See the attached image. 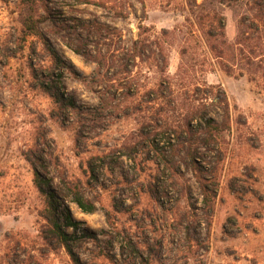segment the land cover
<instances>
[{"label": "rangeland", "instance_id": "rangeland-1", "mask_svg": "<svg viewBox=\"0 0 264 264\" xmlns=\"http://www.w3.org/2000/svg\"><path fill=\"white\" fill-rule=\"evenodd\" d=\"M229 2L217 3L228 41L249 39L238 59L209 60L199 43L181 81L184 34L163 44L167 64L129 51L187 30L181 0H0V264H264V32L242 24L264 0ZM81 43L106 66L76 53ZM193 106L201 114L179 138L157 132ZM226 107L229 127L205 133L200 117L221 122ZM35 169L61 222L79 221L63 225L72 253L51 233Z\"/></svg>", "mask_w": 264, "mask_h": 264}, {"label": "trees", "instance_id": "trees-1", "mask_svg": "<svg viewBox=\"0 0 264 264\" xmlns=\"http://www.w3.org/2000/svg\"><path fill=\"white\" fill-rule=\"evenodd\" d=\"M172 0H169V2ZM231 0H181V3L179 4V9L182 10V12H185V22L188 24L186 25L185 31H183L181 28H178L175 31H163L162 37L156 38L153 42L149 41L148 38H138L136 40H133L132 42V49L129 51L134 53L132 55L133 59H135L138 56H146L149 51H152L153 55L157 56L162 60L164 63L167 64V57L165 54V51L163 49V44L168 42L169 40L175 41L178 39L175 38L178 34H184L183 37L179 40V47L181 50L182 55V64L179 67V76L181 77V81L186 80V75H188V70L195 69V63H189L188 61L184 60V56L188 54L190 51H197L198 49L196 46H199V43L202 44V48L207 49V55L208 59H238L237 56H235V52L239 51L237 48L242 46L244 47L245 42L248 39L245 33L241 32V36L235 42L234 44L230 43L226 36V22L225 17L221 10L217 7V3L223 4V3H230ZM264 8H260L253 12L251 18H246L245 21L242 22V24L246 25L247 21H250V24L247 25V27L255 33H260L261 31L264 32ZM42 22L46 21V18H41ZM29 27V30L31 33H35L39 35V30L37 29V26H32L31 23L27 24ZM262 27V28H261ZM179 32V33H178ZM260 36H258L259 38ZM153 45L156 47V49L153 50ZM205 45V47H204ZM73 50L81 55H85L88 58L92 59L93 61H99V63L103 66H106V62L103 58H98L97 56H94L91 51L87 50L84 46V43H81L79 45H76ZM241 51H243L240 48ZM250 53V59L249 61L256 60L259 55H256L253 48L249 50ZM229 57V58H228ZM203 65V63H202ZM211 66H213L211 64ZM186 67L185 69H183ZM124 75H126L123 80H128L130 82L131 87H136V91H139L140 84L138 80L133 76V72L129 69L124 70ZM114 79V78H113ZM167 83V81H164ZM170 84V82H168ZM162 85V84H161ZM178 96V95H177ZM176 96V97H177ZM157 96L156 98H158ZM207 100L211 99L212 102H209V106L215 105L216 102L218 104H228L227 98H224V100L220 99L218 96H206ZM195 99V98H193ZM200 99V98H197ZM171 103V102H170ZM212 103V104H211ZM68 105L72 107L73 109H77L78 106H76V102L74 100H70ZM206 106V103H204ZM223 115H219L222 120L221 122L216 120L213 117H203L201 116L200 119L204 120L201 124L202 128L208 131L209 135L212 136L214 131L221 132L225 128L229 127V119L230 114L228 107L224 108ZM218 113V112H217ZM184 121L183 124H180L178 126L173 125L172 123H164L158 126L157 132L161 134H165L167 131L175 132L176 135H178L179 138V131L182 133L185 127H193L195 119L198 118V116L201 114L200 107L193 106L191 108H188L185 112ZM168 121V120H167ZM177 127V128H176ZM179 143H182V140H178ZM203 142L208 143L209 139H202ZM158 145V144H156ZM183 145V144H179ZM178 145V146H179ZM179 146V148L181 147ZM158 147L156 146V149ZM189 155H191L192 159L194 161L197 160L196 158V151H192L191 148H189ZM35 182L39 190L42 194L46 196L47 204H48V215L47 218L49 219V222L51 223V233L54 235L55 238H57L65 247L68 249L70 253H72V249L69 245V240L71 236L63 229V225L66 227H72L77 228L79 225V221L76 220L70 213L66 214L64 217V222H61V218L58 215V208H57V195L54 191L50 190L48 188L49 182L41 177V174L39 170L35 169ZM70 188V194L73 199V201L84 211L87 213L94 212L96 210V205L88 200L84 193L82 192L80 188V184L78 182H75L74 184L71 182L69 184ZM64 223V224H63ZM76 262L79 263L78 259H75Z\"/></svg>", "mask_w": 264, "mask_h": 264}]
</instances>
